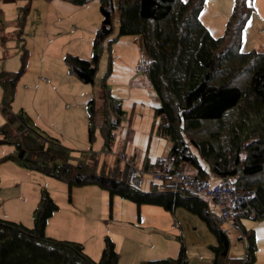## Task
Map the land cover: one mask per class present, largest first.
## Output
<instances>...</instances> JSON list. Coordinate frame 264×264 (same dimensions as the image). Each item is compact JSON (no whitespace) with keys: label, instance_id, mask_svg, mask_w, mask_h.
Here are the masks:
<instances>
[{"label":"trees","instance_id":"obj_1","mask_svg":"<svg viewBox=\"0 0 264 264\" xmlns=\"http://www.w3.org/2000/svg\"><path fill=\"white\" fill-rule=\"evenodd\" d=\"M19 1L23 3L17 17L21 24L28 5L34 0ZM65 1L83 6L90 0ZM98 1L102 20L93 38V56L83 59L66 54L64 64L68 73L83 83H94L99 47L113 34L115 21L117 38H138L148 62L147 68L139 74L145 76L160 104L153 109L158 122H154L152 130L155 127L153 131L171 143L165 157L150 162L144 155L142 166L150 171L165 162L172 167L185 163L193 167L200 178L214 176L220 179V184L252 193L240 201L230 216L238 227V238L243 241V255L229 254L230 240L221 228L224 220L212 198L183 186L172 190L152 180L147 188L135 190L126 182L125 165L107 166L104 159L99 162L94 153L73 163L69 150L59 139L34 128L23 110L11 112L16 83L27 67V50L20 55L17 71H0L4 93L2 111L7 119L0 127V144L13 146L2 160L62 181L69 190L97 186L111 198L118 196L138 206H159L167 211L182 208L200 218L214 236L212 264H253L256 235L253 229L245 227L243 220L264 218V50L255 46L250 51H241L243 31L255 14L250 0H233L224 32L217 38L198 18L205 0ZM109 64L100 81L104 119L99 131L107 152L112 151L122 115L105 81L111 69L110 58ZM94 118V100L91 99L88 102L90 143L94 141ZM188 142L194 149H190ZM57 209L48 191L42 188L33 209L32 227L0 218V264H118L119 255L108 236L104 237L98 261L92 260L77 241L47 236V220ZM138 264H187L184 246L181 243L177 257Z\"/></svg>","mask_w":264,"mask_h":264},{"label":"rangeland","instance_id":"obj_2","mask_svg":"<svg viewBox=\"0 0 264 264\" xmlns=\"http://www.w3.org/2000/svg\"><path fill=\"white\" fill-rule=\"evenodd\" d=\"M15 2L5 4L0 0V67H4L5 63L8 71L18 70L20 55L24 50L28 52V63L24 74L16 83L18 94L15 102L11 103L10 110L18 112L20 109H24L34 128L60 135L58 137H61L62 133L60 131L65 128L62 116L66 111L72 112L70 116L73 118L74 124L78 126L77 132L69 129L68 138L61 144L69 150L70 161L73 163L84 159L90 153L96 154L99 162L103 158L110 157L111 153L116 155L119 151L133 155L134 153L129 154L123 149V146L128 145L129 142H132L133 146L143 154L149 148L151 149L150 156L165 157L171 146L170 141L159 137L156 132H150L151 123L155 119L152 108L150 110L148 106L139 104L133 107L132 104H126V97H124V91L130 84L129 77L135 72L138 73L137 67L140 54L145 57L140 42L133 41L127 36L117 38L118 24L115 21L113 34L99 47L98 68L94 83H83L75 77L76 79L73 80L85 87L68 89L64 87L66 78L69 76L64 64V55L72 53L85 59H90L93 56V38L102 20L99 1L90 0L87 5L79 6L57 0L56 2L67 6V8H54L48 1L34 0L28 5L29 10L21 24H18L17 20L21 1L15 0ZM249 2L251 3V0ZM261 18L264 21V16H261ZM247 24L249 25L246 28L248 30L246 34H250L251 38L255 39L254 45H260L264 50V28L258 32L259 27H255L252 21H248ZM73 25L76 26L75 29ZM250 28L251 33H249ZM18 33L19 35H17ZM108 42H111L109 46L107 45ZM254 47L243 38L241 43L242 52L250 51ZM109 58L111 59V69L105 81L110 94L122 104L121 108L124 114L121 115L120 125L116 129L112 151L100 152L103 149L101 150L102 140L99 132L96 135L95 142L90 143L88 140V101L94 100L95 120H97L99 116L98 107L102 102L100 81L109 69ZM39 78H46L47 80H40ZM36 81L37 85L35 86ZM34 91H41L40 94H37L38 105L35 101L27 99V94H33ZM133 93L138 92L133 91ZM1 97L2 87L0 85V100ZM45 102H51L52 108L49 111L53 116L60 115V120L57 117H48L50 112L44 114L43 121L39 119L41 118L40 112L35 111L34 106H40ZM77 102L79 107L75 108ZM115 106L118 105L115 104ZM210 127L213 128L214 126L211 125ZM132 131L135 132L133 140H131ZM188 144L192 149L193 146L189 142ZM150 180V176L145 174L144 188H147ZM210 180L212 182L216 181L214 176H211ZM129 204L133 206V209L127 208L126 212L129 213V216L137 215L138 205L135 203ZM143 205L153 208L150 210L159 212L157 214L144 211V221L147 219L161 222V226L153 228L150 235L141 233L139 236L145 242L147 255H151L148 260L177 257L182 243L187 264L189 261L192 262L191 264H212L213 253L211 247L215 245V238L200 218L182 208H177L176 213H173L174 211H167L159 206ZM232 222L231 220H224L221 228L226 231L230 240L229 254L238 256V250H240L243 241L238 238L239 231L235 220H232ZM243 224L246 228L258 229L259 246L256 253L258 259L256 264H264V218L257 220L245 219ZM158 236L160 239H158ZM196 244L199 247H195Z\"/></svg>","mask_w":264,"mask_h":264},{"label":"crops","instance_id":"obj_3","mask_svg":"<svg viewBox=\"0 0 264 264\" xmlns=\"http://www.w3.org/2000/svg\"><path fill=\"white\" fill-rule=\"evenodd\" d=\"M56 1L57 0H51L48 1V3L54 8H67V6H63ZM2 2L5 4L14 3L15 0H2ZM22 4L23 3L21 2L20 6ZM251 5L255 10V14L252 16V18H250L249 21H252L253 25L255 27L258 26L259 29L264 28V21L261 18V16H264V0H251ZM231 8V0H205L204 7L201 10L198 18L202 22V24L206 26L210 34L213 37L217 38L220 37V35L223 33L224 24L226 23L227 16L229 15ZM18 15L19 10L17 17ZM221 22L224 23L222 24ZM248 25L249 24H246L242 37L247 40L248 44H252V46H260L254 45L255 39L251 38L250 34H246L248 31L246 30ZM73 27L74 29L76 28L75 25H73ZM249 30V33H251V28ZM127 37L132 39L133 41H138V38L135 36ZM66 54L75 55L72 53ZM4 65V67H0V71L15 72L14 70L8 71V67H6L5 63ZM74 78L75 76L69 74L68 78H66V84L64 85V87L68 89H74L75 87H79L81 89L82 87H85L81 86V84H77V82L73 80ZM39 79L47 80L46 78ZM128 80L130 81V84L124 91L126 104H132L133 107H135L137 104L148 106L150 110L151 108L153 110L155 107H158L160 105L156 93L149 86L148 81L143 74L135 72V74H132ZM36 85L37 81L35 86ZM41 91H34L33 94L28 93L27 99L35 101L38 105L39 102L37 94H40ZM133 91H137L138 93L135 94L133 93ZM3 94L4 93L2 88V97L0 100V127H3L7 121L6 116L2 111ZM17 94L18 93L15 89V95L12 103L15 102ZM111 97L113 102L120 107L119 109L123 116L124 113L123 109L121 108L122 104L117 99H114L112 95ZM78 107L79 103L77 102L75 108ZM51 108V102H45L40 106H34V110H38L40 112L41 118L39 119H41V121H43L44 114L50 112L49 110ZM61 108L64 109L63 106H61ZM20 110H23L25 112L24 109ZM98 112L99 116L97 117V120H95L94 118V140L96 139V135L98 134V132L100 134L99 127L102 125V121L104 119L102 105L98 107ZM71 113L72 112L66 111L62 116V120L65 122V128L60 131V133H62L61 137H58L60 135L57 134L56 136L53 133L46 131L44 132L56 139H59L60 142H63L69 136V129L73 132H77L78 126L74 124L73 118L70 116ZM48 117H57L59 120L61 119L60 115L53 116L51 112L49 113ZM154 122L157 123L158 120L154 119L152 121L150 132H154L153 130L155 129V127H153L152 130V125L154 124ZM134 138L135 132L132 131L131 140H133ZM1 139L2 136L0 134V140ZM101 142V150H104L103 140ZM123 149L126 150V152H128L129 154H136L135 157L138 165H142L144 155L150 159V162H153L157 157H163L157 155L150 156L151 149L149 148L143 154L133 146L132 142H129L128 145L126 144V146H123ZM12 150L13 146L11 144H0V218L14 222H20L27 227H32L33 209L36 207L40 199L41 189L45 188L55 204L58 206L57 211H55L47 220L45 227V233L47 236L56 239L77 241L81 243L83 245L84 252L94 261L99 260L104 246V237L108 236L114 242L115 249L119 255L118 264H138L142 261L148 260L149 256L151 255H147L148 252L146 250L145 242H143L139 238V236L141 233L150 235L153 228H159L161 226V222L159 220L149 221L147 219L144 221L143 212L151 211L159 214L157 210H150L153 208H148L149 206L141 205L137 207V215L133 214V216H129V213L126 212V209H133V206L129 204L133 202L122 199L120 197L111 198L108 195V192L100 189L97 186L74 187L69 190L68 186L63 182L50 177H46L38 171L28 170L13 161L2 160V158L8 155ZM114 157L115 154L113 155L111 153V156L107 157V159L103 158L105 164L107 166L113 167L121 165L115 160ZM204 167L206 168V166ZM186 170L190 173H195V169L187 164ZM215 180V182H220V179H218L217 177H215ZM173 213H176V210H174ZM249 219L254 220L253 218ZM253 230L255 231L256 235L258 251V229ZM158 239H160L159 236ZM243 245L244 244L240 246V250H238L239 255L236 257H240L243 255ZM195 247H199V245L196 244ZM257 260L258 259L256 257V261L253 264H256ZM191 263L192 262L190 261L188 262V264Z\"/></svg>","mask_w":264,"mask_h":264},{"label":"built area","instance_id":"obj_4","mask_svg":"<svg viewBox=\"0 0 264 264\" xmlns=\"http://www.w3.org/2000/svg\"><path fill=\"white\" fill-rule=\"evenodd\" d=\"M147 64L145 57L140 54L137 72L145 70ZM103 151L107 152V149L104 148ZM115 156V160L117 159L120 164L126 166V182L133 189L141 190L144 188L145 174L149 175L152 181L164 184L172 190H176L180 186L186 187L196 194L212 198L218 205V211L223 220H231L232 222L234 219H231L230 216L235 208L247 194H252L248 191H236L231 186L213 184L207 178H200L195 173L188 172L185 163L178 167H172L168 162H165L157 169L146 171L142 165H138L134 161L135 157L126 154L124 151H119Z\"/></svg>","mask_w":264,"mask_h":264},{"label":"clouds","instance_id":"obj_5","mask_svg":"<svg viewBox=\"0 0 264 264\" xmlns=\"http://www.w3.org/2000/svg\"><path fill=\"white\" fill-rule=\"evenodd\" d=\"M100 152H103V151H100ZM132 156V155H131ZM132 157H135V156H132ZM210 180V179H209ZM211 181V180H210ZM212 182V181H211ZM213 184H218V182H212ZM220 184V183H219ZM224 185V184H223ZM219 210V209H218Z\"/></svg>","mask_w":264,"mask_h":264}]
</instances>
